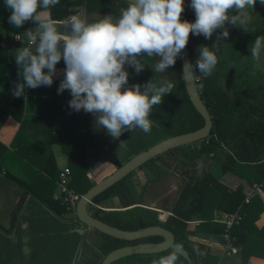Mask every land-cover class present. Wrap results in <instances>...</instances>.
Segmentation results:
<instances>
[{
  "label": "trees",
  "instance_id": "trees-1",
  "mask_svg": "<svg viewBox=\"0 0 264 264\" xmlns=\"http://www.w3.org/2000/svg\"><path fill=\"white\" fill-rule=\"evenodd\" d=\"M127 6L128 3L122 0H60L59 4L51 7L50 14L53 21L64 22L71 16L81 12L84 18L91 23L102 19L106 15L111 16L113 19H118L120 10ZM10 14V10L5 7L4 0H0V40L9 37H12L14 40V36H18V41H14L21 43L22 47H27L26 35L24 33L35 24L29 21L22 27L15 28L8 23ZM181 19L194 22L196 17L195 14L187 15L182 12ZM192 36L190 33L186 47L189 60L194 66L196 58L191 46ZM196 37L200 40L204 39L202 35ZM32 47L34 50L35 46ZM6 54V49L0 46V86L12 90L14 83L20 82L21 77L18 75L19 69L15 61H7ZM145 58L149 57H143V62ZM158 59V57L151 58L153 62H157ZM57 65L65 64L61 60ZM252 67L251 65L250 68ZM247 68L248 70L244 69L247 70V75H249L250 68ZM166 72V77L159 81L168 80L174 84V88L168 95L166 102H162V105L165 104L166 107L164 109L165 114H160L157 119L160 133L169 137L200 128L203 122L192 108L185 94L179 59ZM145 73L148 72L144 68L139 74L130 72V75L143 77ZM228 73L229 75L226 73L225 66L213 71L206 79L200 78V73H196L197 78L194 79V84L210 116L211 129L208 137L199 141L196 150H191L192 144H190L191 146H185L186 148L184 149L190 155L187 161L194 157L195 154H197V164L206 159L218 157L220 158V174L230 173L244 180L248 185L252 183L258 184L264 195V93L263 95L255 96L254 101L249 99L250 97L247 95L249 93L244 92L248 99L242 97L243 94L234 90L235 88H233L231 83L234 81L237 85L239 78L234 75L237 71H228ZM219 75L222 76L231 90V94H227L224 91L225 89L217 83ZM59 84L60 82L53 81L50 87L40 86L36 88L39 96L44 95L42 100L40 98L36 99L37 122L49 124L51 118H55V130L52 136H50V142L55 141V143L59 144L61 151L68 157L69 169L71 170L69 187L75 193L82 194L91 186L85 177V137L83 133L87 127L90 113H85L82 110L75 112L70 109L68 106V101L71 99L70 93L68 90H65L57 94ZM250 96L252 97L251 94ZM23 112L24 101L22 97H13L7 109H0V125L7 117L14 119L19 124V130L11 142V147L17 146L19 142H23L21 140V138L23 139V135L20 131V128L24 125L22 119ZM51 130L52 128L49 129V131ZM33 146L37 149L35 144ZM3 152L9 153L7 148L0 145V164H3V157H1L3 156ZM40 155L45 157V165H48L46 163L52 164L48 150L41 148ZM189 155L186 152L182 153L183 162L181 164L183 166L186 165L184 160ZM30 170L35 176L41 177L39 172L33 168ZM201 174L197 177L188 176L186 180H183L176 200L167 211L170 215L163 222L158 221L155 212H146L147 214L144 216L138 212H133L131 216L123 215L128 212H106L104 217H107V220V218L101 219L103 217L98 215L100 210H95L93 217L107 225L124 231H134L153 225L161 226L172 234L173 244L183 248L191 258L192 264H216V258L204 252H201L202 258L196 261L192 252L197 250L193 249V251H190L192 242L187 237L195 236L196 232H202L215 237H220L223 233L224 226L222 224L205 219L204 207H214L224 214L237 212L239 220L237 224L231 227L230 234L235 238L239 260L237 263L231 264H247V259L251 256L264 260V224L260 228L254 225L264 209L260 198L254 196L247 203H244L240 187L229 191L226 187L216 182L212 173H204L202 171ZM112 187L94 197L91 203L99 205V203L105 201L107 193L109 196L113 194L112 190H110ZM30 192L39 200H43V197L38 195L34 190L30 189ZM49 197L48 200L53 204L51 206H53L55 214L61 215L67 213L63 206L58 205L51 199V192ZM126 206L116 208L123 209ZM143 218H147V220ZM109 219L112 220L110 221ZM195 221L198 223L194 226L193 231H188L187 223ZM103 237L104 239L102 238L94 246L95 249L84 248V245L82 255L93 256L92 258L96 260L94 262H97L101 258L100 255H105L109 251L127 244L104 235ZM151 241L152 238H146L138 242ZM170 253L171 251L168 250L150 255H134L123 258L113 264H152L153 260H159V258L167 256ZM176 264H186V262L182 257L178 256Z\"/></svg>",
  "mask_w": 264,
  "mask_h": 264
},
{
  "label": "clouds",
  "instance_id": "clouds-1",
  "mask_svg": "<svg viewBox=\"0 0 264 264\" xmlns=\"http://www.w3.org/2000/svg\"><path fill=\"white\" fill-rule=\"evenodd\" d=\"M60 0H4L10 10L8 23L15 28L32 21L36 27L27 30V47L16 49L14 56L21 77L14 83L12 94L21 97L26 88L50 87L63 60L65 68L57 94L68 90V106L95 117L97 127L103 128L114 140L126 132L140 130L150 134L153 123L150 114L172 92L174 84L168 80L128 85L125 66L139 74L145 67L142 58L158 57L154 69L163 73L182 58L189 34L211 39L221 29L217 40L229 36L225 24L245 31L257 0H190L195 21L181 19L184 0H128L118 19L106 15L89 23L73 15L63 23L62 34L51 18L50 9ZM264 5V0H259ZM235 13V14H232ZM18 39V36H17ZM34 50H33V47ZM195 65L185 62L183 73L188 79L208 78L218 64L219 44L211 48L200 46ZM264 53V36H257L250 55L259 62ZM198 70V71H197ZM121 142L120 144H122ZM178 253L153 260L152 264H176Z\"/></svg>",
  "mask_w": 264,
  "mask_h": 264
},
{
  "label": "crops",
  "instance_id": "crops-1",
  "mask_svg": "<svg viewBox=\"0 0 264 264\" xmlns=\"http://www.w3.org/2000/svg\"><path fill=\"white\" fill-rule=\"evenodd\" d=\"M189 4L190 0H184L183 12L187 15L195 14L189 7ZM256 7L258 12L264 11V5H261L259 0H257L254 9ZM253 10H249L252 17ZM79 15L84 18L82 13H79ZM219 33L217 29L213 35ZM0 46L6 49L7 61L10 62L15 61L14 56L16 54V49L22 47L21 43L15 42L12 37L0 40ZM237 67L238 65L236 64V68ZM64 68L65 65H56L57 72L53 77V81L60 82L63 79ZM244 70V73H242L240 70L236 69L237 74H235V77L239 79L245 78L247 70ZM40 96L37 94L36 89L31 88H26L25 94L21 96L24 101V112L22 116L24 125L20 128L23 135V139L21 138V140L23 142H19L18 145L14 147L10 146L15 134L19 130V124L14 119L7 117L0 125V145L7 148L9 151V153L3 152V156H1L3 157V164H0V264H6L5 258L8 256L15 258L19 257L20 254L26 255L29 252L38 253L40 256L44 257L43 260L46 262V260L49 259L47 257L55 253L56 246H59V250L63 251L67 257H73L82 241V239L79 240L78 236L77 238L79 241L77 244L74 243L77 239H72V235L75 234L73 230L79 226L72 225L73 222L66 219L69 217L67 213L61 215L55 214L54 208L51 206L53 204L48 200L50 198V192L52 195L55 191L56 174H58L60 169L64 166L69 168V164L68 157L61 151L60 145L55 143V141L52 143L50 142V136H52L55 130V118L52 117L49 124L37 122L36 99L40 98L42 100ZM13 97L11 89L0 86V109H7ZM50 128H52L51 131H49ZM127 132L130 134L136 133V131H126L119 139L114 140L103 128L97 127L95 124V117L92 114L89 115L87 127L83 133L85 137V177L90 185L96 184L116 169L112 165L110 168L107 167L105 163L107 159L106 153L109 152L107 151L108 149L118 152L119 149L125 148L126 142L123 139L129 136ZM121 142L123 143L120 144ZM33 144L37 146V149ZM101 147L106 151L103 152L104 150H101ZM41 148L49 151V158L52 164L46 163L48 165H45V157L40 155ZM133 152L134 151L128 153L130 156L128 157L127 155L128 158L126 157V159L136 154ZM122 153L126 154V151H122ZM122 156L119 158V162L121 158H123ZM192 158L196 162L197 154ZM192 158L190 159L193 160ZM184 161L187 162V159ZM179 163H181V161ZM31 168L39 172L41 177L35 176L30 170ZM194 168H197L194 164L189 166H182L181 164L178 168L179 170L175 168L177 172L172 170L166 172V170H162L164 184H161V179L155 183L157 180L153 177L155 169L151 170L149 168L148 161L131 173L126 179L129 185L128 188L125 187L126 193L128 192V195H135L138 199L119 205H127L123 209H117L116 207L119 206L116 205L103 207L101 203L106 201V199H104L105 201L96 205L98 209L95 208V210H100L98 213L100 217H104L103 215L106 212H138L142 216L146 215V212H155L157 213V219L163 220L164 215L166 217L170 215L167 212L169 208H161L156 205V202L166 199L171 206L177 198L183 180H186L188 176H198L190 174L193 172L192 170ZM52 174L54 175L53 177ZM215 174V172L212 173V176L215 178L216 182L226 187L229 191H233L237 187L244 189L249 186L244 180L230 173L220 174L219 172V174ZM166 177L169 178L167 180L168 182L165 181ZM229 181L231 185H229ZM30 189L43 197V200H39L35 197L30 192ZM113 189L114 186L110 189L114 194ZM113 194H111V196H113ZM111 196H109L110 199H116L120 197V194L116 193L113 197ZM258 197L264 208V195ZM107 199L109 198L107 197ZM142 199L144 201H142ZM86 205L92 206V204ZM213 213H215L214 216L218 215L219 217L216 216L212 219V222L219 223L224 220V213L217 209H215ZM160 214L162 215L161 218ZM143 219L147 220V218ZM197 223L196 221L188 222L187 225L195 226ZM263 224L264 209L258 216L254 225L260 228ZM204 236L209 238H205L204 240V238H202ZM96 238H98V236H95L93 239ZM187 239L190 242L206 246V253L217 260L221 252V239H219V237L197 232L195 236L188 237ZM91 249H95V247L91 246ZM198 260L197 258V261ZM247 264H264V260L251 256L247 259Z\"/></svg>",
  "mask_w": 264,
  "mask_h": 264
},
{
  "label": "rangeland",
  "instance_id": "rangeland-1",
  "mask_svg": "<svg viewBox=\"0 0 264 264\" xmlns=\"http://www.w3.org/2000/svg\"><path fill=\"white\" fill-rule=\"evenodd\" d=\"M232 14H235V13H232ZM76 16H80L79 13L76 14ZM251 17H252V15H251ZM225 27L229 31V36L223 40H217V36L219 34H214L211 39H205L204 38L203 40L197 39V37L195 38L194 35L192 36L191 46H192V49L194 51L195 58L197 59V57L199 55L198 49L200 46L203 45V46H208L209 48H211L213 46V44L216 43V44H219V51L217 52L218 64H217L216 68L214 69V71L221 69L222 67L225 66L227 75H229L228 71H235L236 69L240 70V72L244 73V71H245L244 68H246L248 70L247 67L250 68L252 65L253 67L250 68L249 75H246L245 78L239 79L237 85L235 84L234 81H232L231 83L233 85V88H235L234 90H237L240 94H243L242 97H245L248 99V97L244 94V92H246V93H249V94H247L250 97L249 99L251 101H254L255 96H260V95H263V93H264V53L261 54L260 61L255 62V61H253V59L250 55V49L252 47V43L254 42V40L256 39L257 36H264V11L262 10V12H258L257 7L253 10V17H252L251 21L249 22V24L247 25L248 31H245L244 29H242L238 26H233V25H230L227 23L225 24ZM220 31H221V29H218V32H220ZM144 63L146 64L144 68L147 69L148 73H145V75H143V76L147 80V82L152 79L153 82L158 83V81L160 79L166 77V73H167L166 71L163 73L155 71L154 66H155L156 62H153L151 60V58H145ZM236 64L238 65L237 68H236ZM228 67H229V69H228ZM227 69H228V71H227ZM129 71L135 72L131 67L129 68ZM235 74H237V73H235ZM142 79L141 80L138 79V80L142 81ZM217 80H218L217 83L223 89H225L224 91L227 94L232 93L231 90L228 88L227 84L225 83V81L223 80L221 75H219L217 77ZM169 94H167L163 97V101L166 102ZM250 94L252 95V97L250 96ZM165 107H166V105L165 104L162 105V103H161L160 105L153 108V110L150 114V119H152V123H153V127H152L150 134H145L138 129L135 130L136 133H134V134H130L129 132H127V134H129V136L127 138H124V135H123V138H124L123 140L126 142L125 148L123 147V148L119 149L118 152H115L114 150H109V149L107 150L109 152L106 153L107 159H106L105 163H106L108 168H110L111 165L114 168H117L119 164H123L127 160L126 157H127L128 153H130L131 151H134L133 153L137 154V153L147 149L148 147L152 146L156 142H158L164 138H167L166 135L160 133L161 132V131H159L160 126L157 123L158 116L160 114H162V115L165 114V110H164ZM172 129H173V127H172ZM198 145H199V142L192 144L191 150H196L198 148ZM189 146H191V145H189ZM184 148H186V147H178V148L169 150V151L161 154V156L153 158L151 161H149V168L151 170L156 168L154 171V174H153V177H155L157 179L155 183H157V181H159V177L163 176V173H161L160 169L166 170V172L169 170L177 172L175 170V168L178 169L179 166L181 165V163L183 162L182 153L186 152L189 155V153ZM187 148H189V147H187ZM100 149L104 150L103 152L106 151L102 147ZM122 151H126V154H123ZM122 155H125V156H122ZM121 156L123 158H121V160L119 162V158ZM129 156L130 155H128V157ZM189 157H190V155L188 157L186 156V159H188ZM180 161H181V163H179ZM200 161H202V160H200ZM109 162H111V163H109ZM193 164H194V166H195V164H197L194 161V159L193 160L189 159L186 162V166L193 165ZM219 165H220V158H218V157L209 158L203 162H200V164H198V167L194 168L192 170L193 172H191L190 174H192L194 176H196V175L199 176V175L203 174V173L201 174V172L203 171L204 173L205 172H210V173L215 172L216 173L215 175H217V174H219ZM127 177L125 179L123 178L122 180H120L119 182H117L114 185L113 196L116 193H118V194H120V197H117L116 199H110V197L107 193V197L109 199L106 198V201L101 203V205L103 207L108 206V205L119 206V205L129 203L131 201L138 199L137 196L128 195L127 194L128 192L126 193L125 187L126 188L129 187V185L126 181ZM168 179L169 178L166 177L165 181L168 182L167 181ZM163 181L164 180L161 179V182H162L161 184H164ZM229 185H231L230 181H229ZM243 190L244 189H242V191ZM156 191H155V193H156ZM113 196H111V197H113ZM142 201H144V200L142 199ZM156 205L161 207V208H165V209L171 207L169 204V201L166 199H163V200H160L159 202H156ZM207 207H204L205 219L212 220L216 216L219 217L218 215L214 216V214H215V213H213V211H215L214 207H211V206H207ZM85 210L91 216H93V214L95 212V208L91 205H86ZM132 213L133 212H128V213L123 214V215L124 216H131V215H133ZM98 215H100V214H98ZM161 217H162V215L160 214V218ZM106 218L107 217H103L101 219H106ZM164 218H165V215H164L163 219ZM66 219L75 223V224L72 223V225L79 226V223L76 220L69 218V217ZM107 220H108V218H107ZM109 220L111 221L112 219H109ZM193 228H194V225H187L188 231H193ZM95 236H98V238L93 239ZM77 237H78L77 234L72 235L73 240L77 239L76 241H74V243L77 244V242L82 239V241L79 245H82V246L85 245L84 248H87V249L88 248L91 249V246H96L101 241L102 238L104 239L102 234L95 232V231H85L82 236H79V240ZM189 237H191V236H189ZM202 238H204V240H205V238H209V237L204 236ZM212 239H214V238H212ZM219 239L222 240L221 236L219 237ZM190 251H193V249L191 248ZM192 253H193L196 261H197V258L200 259L203 256L201 251H193ZM83 255L85 256L86 254H83ZM83 255H81V256L84 259ZM238 260H239V258H238V255L236 254V255L232 256V258L230 260H228L227 262H229L228 264H231L234 262L237 263ZM1 262H3V261H1Z\"/></svg>",
  "mask_w": 264,
  "mask_h": 264
},
{
  "label": "water",
  "instance_id": "water-1",
  "mask_svg": "<svg viewBox=\"0 0 264 264\" xmlns=\"http://www.w3.org/2000/svg\"><path fill=\"white\" fill-rule=\"evenodd\" d=\"M128 3V0H122ZM82 17V16H80ZM58 30L62 34L67 33V29L63 28L64 22H56ZM36 25L30 27L34 29ZM179 59L181 74L183 73L185 62H190L188 56L187 47L182 50V58ZM194 79H188L182 74V82L185 94L188 98L194 111L202 119V126L194 131L186 132L183 134H178L164 138L147 149L133 155L127 159L123 164L118 166L113 172L104 177L102 180L94 185H91L84 193L81 194L75 205V218L79 223V227L73 230V233L78 236H82L85 231H95L109 238L125 242L134 243L131 245H124L115 248L108 253H106L99 264H113L123 258L134 256V255H150L161 253L170 250L176 251L178 256L182 257L186 264H192L191 258L183 250L181 246H175L172 234L162 228L161 226L153 225L140 228L134 231H124L105 224L104 222L94 218L88 214L85 210L86 204H92L91 201L94 197L103 193L117 182L125 178L127 175L133 173L136 169L140 168L143 164L159 156L169 150L190 145L200 140L206 139L210 133L211 120L210 116L199 97L197 89L194 84ZM93 205V204H92ZM146 238H159L158 242H138ZM82 245L78 248V255L80 254ZM191 248L197 251L206 253L207 247L202 244H197L195 242L191 243Z\"/></svg>",
  "mask_w": 264,
  "mask_h": 264
},
{
  "label": "built area",
  "instance_id": "built-area-1",
  "mask_svg": "<svg viewBox=\"0 0 264 264\" xmlns=\"http://www.w3.org/2000/svg\"><path fill=\"white\" fill-rule=\"evenodd\" d=\"M14 40L18 41L17 36H14ZM26 45H28V39L26 36ZM42 99L44 96H40ZM69 178H70V170L67 166H64L60 169V171L57 174L56 180H55V191L51 195V199L56 202L58 205L63 206L65 208V211L68 213V216L74 220L75 214V205L78 201L81 194H77L74 192L73 189L69 187ZM243 196V202L247 203L248 200H250L254 196H263V193L261 192L260 185L258 184H249L248 187L244 188L242 191ZM94 208L98 209V206L92 205ZM159 221L163 222V220ZM239 220V216L237 212L225 214L224 220L219 222V224H222L224 226L223 233L220 235L221 240V252L219 256L217 257L216 264H226L228 260L232 258V256L236 255L238 252L237 247L235 246V238L230 234V229L233 225L237 224Z\"/></svg>",
  "mask_w": 264,
  "mask_h": 264
},
{
  "label": "flooded vegetation",
  "instance_id": "flooded-vegetation-1",
  "mask_svg": "<svg viewBox=\"0 0 264 264\" xmlns=\"http://www.w3.org/2000/svg\"><path fill=\"white\" fill-rule=\"evenodd\" d=\"M126 67V70L129 73V79H128V85H126L125 87H130L133 84H141L143 85V83L147 82V80L143 77H138L136 75H130V71L129 68L130 67ZM143 78V79H142ZM138 79H142V81H139ZM197 143V142H196ZM194 144V143H193ZM185 147V146H183ZM159 157V156H156ZM154 157V158H156ZM152 160V159H151ZM149 160V161H151ZM200 164V163H198ZM198 164L195 165L198 167ZM183 166V165H182ZM156 169V168H154ZM161 173H163V171L160 169ZM162 179L164 180V177H160L159 180ZM166 219V216L164 218V220ZM157 238H152L151 242H158L160 241V239L158 238V240H156ZM136 243V242H135ZM134 243H127L125 245H131ZM80 247V245H79ZM83 247V246H82ZM82 247H81V251L80 254L78 255V252H76V254L73 257H67L65 255V253L63 251L59 250V246H56V250L55 253L53 255H49V259L46 260V262L43 260V256H40L38 253L36 252H29L26 255H19V257H11L8 256L5 258V263L6 264H99L103 258L104 255H100V259L97 262H94L96 260H94V258H92L93 256H88V255H83L84 259L82 258Z\"/></svg>",
  "mask_w": 264,
  "mask_h": 264
}]
</instances>
